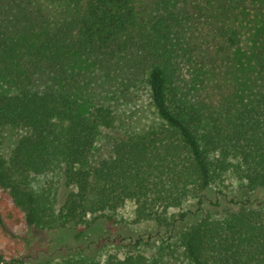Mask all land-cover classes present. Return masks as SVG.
Wrapping results in <instances>:
<instances>
[{"label":"trees","instance_id":"trees-1","mask_svg":"<svg viewBox=\"0 0 264 264\" xmlns=\"http://www.w3.org/2000/svg\"><path fill=\"white\" fill-rule=\"evenodd\" d=\"M246 21L264 81V0H0V130L26 129L0 157V225L7 209L29 229L79 238L129 201L135 222L167 235L70 264H264V87L240 108L229 96L213 105L206 88L205 70L230 67ZM83 57L118 62L142 86L148 120L132 127L82 87ZM105 129L114 142L95 159Z\"/></svg>","mask_w":264,"mask_h":264},{"label":"rangeland","instance_id":"rangeland-1","mask_svg":"<svg viewBox=\"0 0 264 264\" xmlns=\"http://www.w3.org/2000/svg\"><path fill=\"white\" fill-rule=\"evenodd\" d=\"M30 9L34 10L33 6ZM19 15H21L20 12L14 14L12 18ZM242 28L241 42L234 50L230 67H224L226 63H216L215 67H208L205 70L208 99L213 105L218 103L220 97L229 96L231 98L229 107H243L264 87L263 78L256 74L253 63L258 42V28L254 23L247 21ZM84 58H78L74 63L86 72L87 78L83 80L82 87L87 88L92 95H103L102 97H105L107 101L112 100L116 103L122 118L133 119L132 127L140 126L148 120L147 111L151 107L147 104L146 94L139 88L142 86L129 82L128 76L123 69H120L118 62L114 61L115 64L112 65L103 63L98 58L82 60ZM45 81L46 85L50 84L49 78L42 79V82ZM217 108L220 110L223 107L217 105ZM25 132L26 129L22 126H3L0 130V157L7 158L18 137ZM114 133L115 130L105 129L99 134L93 158L99 159L109 153L116 135ZM259 195L262 197L264 193L260 192ZM209 199L213 201L214 195L211 194ZM223 202L226 201L222 200ZM195 206V203L191 201L180 210L194 211ZM204 207L217 208L210 202H205ZM133 208L132 202H126L112 214L111 219L106 217L96 219L84 234L77 238L75 236L77 229L74 228L50 231L29 229L20 219L17 220V217L9 216L7 209L3 206L6 228L0 225V255L5 261L15 259L21 260L24 264L46 261L48 262L45 264H70L71 260L67 259L72 258V255L78 256L79 253L96 257L107 252H115L121 256L131 248L136 249L132 246L135 239L152 237L150 243L153 241L155 243L170 231L167 228L156 227L151 221L135 222ZM194 214L188 213L185 221L192 220Z\"/></svg>","mask_w":264,"mask_h":264}]
</instances>
